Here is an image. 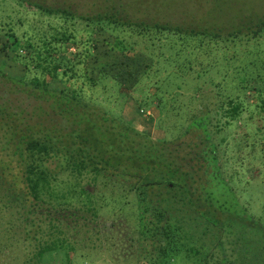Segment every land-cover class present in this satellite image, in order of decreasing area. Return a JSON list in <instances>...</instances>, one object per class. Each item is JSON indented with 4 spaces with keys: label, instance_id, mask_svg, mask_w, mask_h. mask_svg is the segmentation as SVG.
<instances>
[{
    "label": "trees",
    "instance_id": "trees-1",
    "mask_svg": "<svg viewBox=\"0 0 264 264\" xmlns=\"http://www.w3.org/2000/svg\"><path fill=\"white\" fill-rule=\"evenodd\" d=\"M68 1L0 0L15 4L25 27L20 35L0 15L1 51L24 68L15 76L0 66V264H80L84 240L114 238L100 224L103 190L134 208L139 242L158 249L151 264H264V225L220 179L215 140L241 121L264 131V4L226 10V1L196 0L172 22L152 17L149 0H94L84 14ZM209 72L205 84L224 88L227 101L201 100L204 116L173 142L103 107L117 94L146 114L173 81ZM195 159L206 162L196 169ZM59 250L68 255L62 263L52 260Z\"/></svg>",
    "mask_w": 264,
    "mask_h": 264
},
{
    "label": "rangeland",
    "instance_id": "rangeland-1",
    "mask_svg": "<svg viewBox=\"0 0 264 264\" xmlns=\"http://www.w3.org/2000/svg\"><path fill=\"white\" fill-rule=\"evenodd\" d=\"M48 2L62 3L67 0H46ZM94 0H69L72 5V8L80 13H88L92 11L91 4ZM152 1V5H146L148 12L151 13L152 17L155 18H164L168 21L176 22L185 18L184 8H189L194 10L198 3L196 0H149ZM162 1L164 4L160 3ZM225 3H224V2ZM222 4L226 10H229L231 7L249 4L251 0H223ZM254 1L256 7L264 4V0H252ZM158 2V3H155ZM237 2L236 4H233ZM135 5V4H134ZM186 6V7H185ZM231 6V7H230ZM16 9L13 10L12 8ZM213 7V5H212ZM17 7L14 3H3L0 6V15L3 16L4 20L8 19V16H11L16 22L18 34H22L25 31V27L19 24V19H22V15H18ZM190 14H188L189 17ZM227 15V14H226ZM223 16V19L226 17ZM195 17H202V13H196ZM229 18L230 15H227ZM226 17V18H227ZM185 62V61H184ZM5 65V70L7 72H12L15 76H23L24 68L12 61L9 55H6L5 52L1 51L0 47V66ZM212 75V72H209L204 77H194L193 75L184 76V79H180L177 83L173 81L171 89L161 98L155 102V106L148 107L149 110L145 114L141 111L140 108H136V101L132 98H122L117 94H113L112 100L114 106H109L112 109L107 107V103L104 102V109L113 115L122 116L126 119H133L137 121L139 128L146 134L150 135L153 138L157 139H167V141L177 140L185 132L188 125L192 123V120L196 116L203 117L204 115L201 112H198L199 105L202 101L207 100L206 97L210 99V102L213 100L215 103L220 105L218 98L221 97L223 101H227L223 96L226 93V90L219 92V89H214L213 86L209 88L205 84L209 80V76ZM164 76V75H163ZM187 82V83H184ZM202 83L204 89L201 92H196L194 90L195 83ZM167 85V86H169ZM177 85L182 87L178 89ZM222 90V89H221ZM179 91V93H178ZM177 92V93H176ZM3 92L0 91V95ZM4 95V94H3ZM248 96L250 94L248 93ZM106 94L103 95L101 99H109ZM220 99V98H219ZM155 99L153 98L152 101ZM221 100V99H220ZM255 100L251 99L250 102ZM212 103V102H211ZM213 104V103H212ZM159 105V106H158ZM228 105H224V111L228 108ZM216 116V117H215ZM250 116V111L244 112V117L248 118ZM194 117V118H193ZM213 121L218 120L220 127H224L226 123V118L223 117L222 113L214 112ZM216 123V122H215ZM259 122L255 124L244 123L243 121L238 124L234 123L229 126V128H224L220 134L215 135V140L221 143L219 155L222 156L221 161L225 164V176L227 177L228 184L233 188L238 201L240 204L247 209L248 214L253 216L259 222L264 225V131L259 130ZM257 135V137H256ZM179 140V139H178ZM182 141V140H181ZM180 141V142H181ZM94 192V190H92ZM95 193V192H94ZM114 197L118 198V205L107 202L111 201ZM123 196L120 193H111L108 190L100 191L97 194L96 201L98 202V208H100V224L106 226L111 222H116V215L118 213L117 209L123 208L125 213H127L130 221L133 225L136 224V216L134 212L129 208L130 206L122 205ZM106 201V202H105ZM104 204V206H103ZM122 209V210H123ZM125 216V215H124ZM91 225V224H90ZM131 227L130 223L126 222L124 227ZM92 227V225L90 226ZM119 226H117L118 228ZM88 237V236H87ZM86 237V238H87ZM85 238V239H86ZM95 240V239H94ZM114 239L111 241H106L105 238L102 241L98 242H89L87 239L84 240V245L79 247L77 253L85 254L86 257H80V264H135L136 260H125L123 255L118 254L116 251L117 245H114ZM116 243V242H115ZM116 246V247H115ZM116 251V254H115ZM77 255V254H76ZM76 257V256H75ZM68 255L65 250H59L52 255V260L57 263H62L64 260H67ZM178 262V263H177ZM176 264H193L187 258H182L177 261Z\"/></svg>",
    "mask_w": 264,
    "mask_h": 264
},
{
    "label": "flooded vegetation",
    "instance_id": "flooded-vegetation-1",
    "mask_svg": "<svg viewBox=\"0 0 264 264\" xmlns=\"http://www.w3.org/2000/svg\"><path fill=\"white\" fill-rule=\"evenodd\" d=\"M207 128H208V133L210 135H213V131L214 132L216 131V130H214L213 125L211 127L207 126ZM209 128L211 129V131ZM188 138H190L189 135H188ZM178 144L181 145V144H185V143L178 142ZM182 153H183L182 156L184 158H181V160H182L181 162L184 164L185 152H182ZM194 153L197 154L196 156H199V150H195ZM196 160L197 159H195V161ZM219 160H220V158H219ZM197 162H198V166L196 169H200L202 167L203 163L206 162V160H203L201 162L199 160H197ZM220 179L221 180L224 179L223 180V181H225L224 185H229L227 182L228 180H227L226 176H224V178H222V176H221ZM119 192H122V190H120ZM130 209L134 210V208H132V206H130ZM117 211H118V213L116 215V218H117L116 222H111L110 224H107V227L109 228L110 233H109V235H106V236H111V237L114 236L113 239L116 242V243L114 242V245L118 244L117 249H116V251L119 252L118 254L123 255V258H125V260H128V261L135 259L136 260L135 264H142L140 262L143 260H147L148 261L147 264H151L152 261L157 260L158 249H156V247H154L153 240L149 239V240H146L144 242L143 241L139 242L140 238H139L137 232H135L136 227L130 221L127 213L121 211V209H119V206H118ZM126 222L130 223L131 227H129L127 225L126 227L122 228L124 226V224H126ZM117 226H119V227L117 228ZM141 243H144V244L141 245ZM116 251H115V254H116Z\"/></svg>",
    "mask_w": 264,
    "mask_h": 264
}]
</instances>
